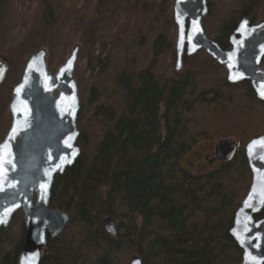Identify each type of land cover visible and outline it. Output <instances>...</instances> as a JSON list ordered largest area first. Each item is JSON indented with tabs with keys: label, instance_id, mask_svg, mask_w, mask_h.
I'll list each match as a JSON object with an SVG mask.
<instances>
[{
	"label": "trees",
	"instance_id": "trees-1",
	"mask_svg": "<svg viewBox=\"0 0 264 264\" xmlns=\"http://www.w3.org/2000/svg\"><path fill=\"white\" fill-rule=\"evenodd\" d=\"M55 1L58 5L38 0L34 24L40 23L42 42L33 45L32 53L64 40L70 44L77 36H83L78 41L84 45L99 40L109 14L128 9L124 0H96L93 6L84 0L82 7L71 0ZM3 5L10 14L8 2ZM133 7L129 15L132 12L135 19L128 18L120 29L126 56L146 42L129 21L137 24L148 12L139 0ZM235 24L227 21L219 28L216 40L223 49ZM167 31L155 34L147 68L118 77L123 96L119 109L112 103L114 86L94 84L87 101H81L80 155L55 177L51 190V206L67 211L70 221L59 236L47 234L38 264H129L134 256L143 264L241 263L242 250L230 229L251 183L244 147L264 133V101L249 82L229 83L225 72L203 82L195 74L161 81L155 60L171 47L173 34ZM29 41H35L31 34ZM2 59L7 63L5 56ZM216 137L239 140L231 161L218 162L201 174L182 166L181 159L194 145ZM106 215L118 223L116 235L105 231ZM24 233L22 227L10 251L0 245V264H19ZM180 238L191 243L179 244Z\"/></svg>",
	"mask_w": 264,
	"mask_h": 264
},
{
	"label": "water",
	"instance_id": "water-1",
	"mask_svg": "<svg viewBox=\"0 0 264 264\" xmlns=\"http://www.w3.org/2000/svg\"><path fill=\"white\" fill-rule=\"evenodd\" d=\"M209 10L208 0H174L172 16L177 29L175 70L182 69L184 55L193 56L204 50L218 65L225 67L229 83L249 82L256 97L264 101V96L260 95L264 89V20L249 25L243 19L230 39L232 48L223 50L205 34L202 20L209 14ZM178 15L183 20L182 45ZM245 21L247 30L241 28ZM193 46L195 50H192ZM79 50L80 45H75L64 64L53 73L48 68V52L45 49L38 50L27 60L21 80L13 89L11 126L0 145H8L7 151L14 167L6 166L7 178L3 184L4 191L0 192V216H3L6 209L12 211L6 216V222L0 223V244L1 233L9 227L15 213L21 210L24 214L25 233L19 264H38L47 234L59 236L70 221L67 211L51 206V190L55 177L73 166L80 155L77 146V117L81 100L75 79ZM0 67L4 69L0 78L2 83L8 65L0 59ZM236 75H240V78H230ZM14 105L20 110L14 112ZM14 127L17 128L15 133L12 131ZM262 137L264 133L251 139L245 146L251 183L235 212L230 229V235L242 250L240 264H249L253 259L258 264H264V214L256 219L257 215L264 213V204L260 203L264 199L261 195L264 193V147L256 145L252 153L249 151L252 142ZM238 148V140L221 139L214 146V157L218 162L231 161ZM254 184L257 193L250 200ZM43 185H47L46 191ZM103 226L110 235L118 233L116 220L108 215L103 218ZM178 243L189 245L191 242L188 238H180ZM129 264H143V260L140 256H134Z\"/></svg>",
	"mask_w": 264,
	"mask_h": 264
},
{
	"label": "rangeland",
	"instance_id": "rangeland-1",
	"mask_svg": "<svg viewBox=\"0 0 264 264\" xmlns=\"http://www.w3.org/2000/svg\"><path fill=\"white\" fill-rule=\"evenodd\" d=\"M6 1L11 7L10 14L3 5V2ZM71 1H74L79 7H82L84 2V0ZM89 1L92 6L96 3V0ZM51 2L54 5L57 4L55 0H51ZM123 2L128 9L109 14L103 22V37L101 39L91 40L84 45L78 41L83 36H77V40L70 44L64 40L55 45L46 46L48 68L53 73L64 64L73 47L77 44L80 45L75 79L81 101H87L89 90L94 84L99 87L112 86L113 88L114 86L115 96L112 103L116 109H119L123 103V96L117 79L123 73L136 75L151 64L153 60L152 44L158 31L170 30L167 31L173 34L170 48L175 52L177 29L172 16L174 0H139L140 7H145V12L148 14L144 15V18L139 16L137 24H132V21H129V25L131 29L136 28V30L142 31L146 42L142 48L126 56L122 52L120 38L123 37V32L120 31L123 30L128 18L135 19V15L132 12L130 15L129 13L134 8L136 0H124ZM162 2L165 6L161 9ZM90 3H88L87 18L91 16ZM48 4L51 5L50 2ZM209 4V14L203 18L202 24L206 36L213 40L224 23L230 19L239 22L243 12L247 16L245 18L250 19L252 24H258L264 20V0H209ZM166 6H169L170 13L167 12L169 8L166 9ZM37 8L38 0H0V58L5 56L8 65L7 75L0 83V143L6 136L12 121L9 105L13 98V89L21 80L27 60L38 51L31 52L35 48L33 45L39 46L42 42L40 23L38 21L34 24V13L38 11ZM64 12L68 11L64 10ZM37 13L39 14V12ZM29 34L35 37L34 42H25ZM170 48H167V51L155 60L154 71L161 81L166 78L180 79L186 75L192 77L195 74V77H200L198 81L203 82L205 79L222 75L225 72L222 66L218 65L204 50L198 51L193 56L185 55L182 69L176 71V53L172 55L169 51ZM105 60L108 63L102 68L99 62ZM262 66L264 67V61ZM226 76L225 72V78ZM219 140L220 138L216 137L194 145L181 159L182 166L194 174L205 173L215 168L218 161L214 157V146ZM23 225L24 214L19 210L15 213L9 227L1 233L0 245H3L8 251L13 249L21 235Z\"/></svg>",
	"mask_w": 264,
	"mask_h": 264
},
{
	"label": "snow or ice",
	"instance_id": "snow-or-ice-1",
	"mask_svg": "<svg viewBox=\"0 0 264 264\" xmlns=\"http://www.w3.org/2000/svg\"><path fill=\"white\" fill-rule=\"evenodd\" d=\"M177 19L181 23V45H182L183 44V40H184V35H183V20H182V18L179 15H178ZM194 25H195V22H194ZM241 28L247 30V22L246 21L242 23ZM197 30H199L198 29V26H197ZM191 38H192L191 36L188 37L189 40H191ZM192 50H195V46L192 47ZM33 63H35V58L33 60ZM69 65H71V61H69ZM31 66H32V64H30V67ZM229 67L231 68L232 65L230 64ZM3 71H4V69L2 67H0V78H2ZM240 75H242V74H240ZM240 75L232 76L230 78H232V79H239L240 78ZM19 92H20V89L18 88L17 89V93H19ZM260 95L261 96H264V89H262L260 91ZM13 110L15 112V111H19L20 109H18L14 105ZM12 131H13V133H15L17 131V128L14 127ZM256 145H260V146L264 147V137L260 138L259 140H256V141H253L252 142V144L249 146L250 153H252V151H253V149L255 148ZM7 148H8V145L7 144L0 145V192L4 191L3 184H4V181L7 178L6 177V173H7V170H8L6 166H13L14 167V165L12 164V160L10 158V153L7 151ZM67 162L70 163V161H67ZM60 167H62V166H60ZM9 187H15V185H9ZM42 187L46 191L47 185H43ZM256 193H257V188H256V184H254L253 185V191L250 194L249 199L251 200L252 197H253V195H255ZM261 195L264 196V193H262ZM260 203L264 204V199H261L260 200ZM249 206H251V205H249ZM11 211H12V209H10V208L9 209H6V211L3 214V216H0V223H5L6 222V216ZM249 264H258V262H256L253 259L252 261L249 262Z\"/></svg>",
	"mask_w": 264,
	"mask_h": 264
},
{
	"label": "flooded vegetation",
	"instance_id": "flooded-vegetation-1",
	"mask_svg": "<svg viewBox=\"0 0 264 264\" xmlns=\"http://www.w3.org/2000/svg\"><path fill=\"white\" fill-rule=\"evenodd\" d=\"M208 2H209V0H208ZM209 7H210V4H209ZM208 16V15H207ZM206 17V16H205ZM245 17H247L246 16V14L243 12L242 13V15H241V19L239 20V22H237L236 20H234V19H230L228 22H231V21H233L234 20V23H235V21H236V24H235V27L230 31V33H229V35L227 36V43H228V47L226 48V49H223L221 46V48L223 49V50H230L231 48H232V46L230 45V39H231V37H232V35H234L235 34V31H236V29H237V27H238V25H239V23L243 20V19H246L248 22H249V25H254V24H252V22H251V20L250 19H248V18H245ZM236 37H237V35H236ZM218 44H219V42L216 40V37H215V39H214ZM220 45V44H219ZM263 61H264V59H263ZM224 70H225V67H222ZM225 72H226V75H227V71L225 70ZM9 110H10V105H9ZM11 126V125H10ZM9 131V130H8Z\"/></svg>",
	"mask_w": 264,
	"mask_h": 264
}]
</instances>
